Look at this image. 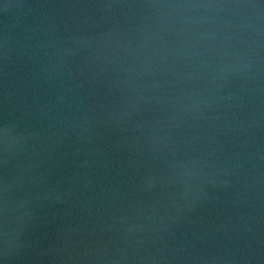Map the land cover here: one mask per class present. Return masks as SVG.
Segmentation results:
<instances>
[{
  "label": "water",
  "instance_id": "95a60500",
  "mask_svg": "<svg viewBox=\"0 0 264 264\" xmlns=\"http://www.w3.org/2000/svg\"><path fill=\"white\" fill-rule=\"evenodd\" d=\"M0 264H264V0H0Z\"/></svg>",
  "mask_w": 264,
  "mask_h": 264
}]
</instances>
